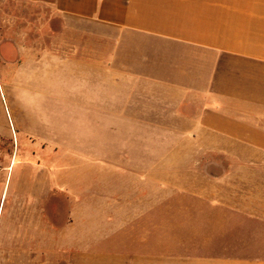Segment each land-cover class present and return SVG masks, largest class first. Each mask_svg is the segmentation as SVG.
Masks as SVG:
<instances>
[{"label":"crops","instance_id":"crops-1","mask_svg":"<svg viewBox=\"0 0 264 264\" xmlns=\"http://www.w3.org/2000/svg\"><path fill=\"white\" fill-rule=\"evenodd\" d=\"M27 2L108 29L111 43L98 61L101 72L89 70L88 76L134 85L114 99L139 119L143 106L151 108L147 124L154 129L184 132L200 148L230 149L223 157L232 183L215 175L213 186H206L212 179L204 177L205 186L199 187L109 189L102 203L72 198L76 202L64 208L57 229L45 214V197L57 192L52 188L57 184H48L41 173L23 174L18 180L32 182L13 190L7 251L0 259L6 264H264V0ZM139 119L129 124L138 126ZM76 179L72 176L70 195L77 197ZM51 206L56 215L61 205Z\"/></svg>","mask_w":264,"mask_h":264},{"label":"rangeland","instance_id":"rangeland-1","mask_svg":"<svg viewBox=\"0 0 264 264\" xmlns=\"http://www.w3.org/2000/svg\"><path fill=\"white\" fill-rule=\"evenodd\" d=\"M109 35L100 25L62 17L41 2L0 0V256L7 251L13 190L32 182L18 180L23 174L41 173L48 184H57V192L45 197L47 220L57 229L65 207L102 203L109 189L199 187L204 177L213 186L215 175L232 183L223 157L230 149L200 148L184 132L154 129L147 124L151 108L143 106L139 119L114 99L134 85L88 76L89 70L101 72L98 61ZM103 96L112 99L98 98ZM137 119L138 126L129 124ZM72 176L77 197L70 195ZM17 196L22 199V192ZM55 203L63 207L56 215Z\"/></svg>","mask_w":264,"mask_h":264},{"label":"clouds","instance_id":"clouds-1","mask_svg":"<svg viewBox=\"0 0 264 264\" xmlns=\"http://www.w3.org/2000/svg\"><path fill=\"white\" fill-rule=\"evenodd\" d=\"M24 95H26V94H24V93L21 94V97H20V98H21L22 100H23Z\"/></svg>","mask_w":264,"mask_h":264}]
</instances>
